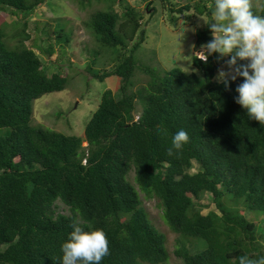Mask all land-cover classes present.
I'll return each instance as SVG.
<instances>
[{
    "label": "trees",
    "instance_id": "obj_1",
    "mask_svg": "<svg viewBox=\"0 0 264 264\" xmlns=\"http://www.w3.org/2000/svg\"><path fill=\"white\" fill-rule=\"evenodd\" d=\"M142 1L157 11L150 7L154 0ZM160 1L174 27L175 14L188 11L210 19L207 5L214 2L187 0L177 8ZM45 2L0 0V10L22 21ZM119 6L96 9L85 22L114 57L91 75L100 82L117 77L121 98L106 89L83 136L32 124L33 100L64 90L69 81L63 72H45L40 54L51 55L54 44L40 42L55 34L62 58L70 36L44 23L32 47L24 41L9 46L0 28V264H62L61 245L77 224L107 234L110 253L102 264H170L166 235L152 223L140 192L158 199L177 235L178 264H239L243 255L264 256L263 227L240 213L263 214L264 221V124L235 103V82L229 89L216 83V53L207 63L191 55L201 77L139 64L144 16L125 0ZM252 10L264 15V1ZM195 37V50L214 39L207 25ZM137 70L148 78L135 88ZM181 129L189 141L170 154ZM206 194L215 210L203 214L199 202Z\"/></svg>",
    "mask_w": 264,
    "mask_h": 264
},
{
    "label": "rangeland",
    "instance_id": "obj_2",
    "mask_svg": "<svg viewBox=\"0 0 264 264\" xmlns=\"http://www.w3.org/2000/svg\"><path fill=\"white\" fill-rule=\"evenodd\" d=\"M125 1L144 16L143 28L146 29V40L135 53L139 64L151 66L160 72L178 67L187 73L202 76L201 72L192 65L190 58L195 51L198 57L197 52L201 50V48L195 50L194 46L196 29L205 27V22H210L211 18L199 16L193 11L180 15L175 14L177 24L174 27L170 25L167 10L162 7L160 0H154L150 5L157 10L154 14L151 10L146 9L145 2L142 0ZM170 1L177 8L187 2V0ZM263 1L250 0L252 7L260 6ZM110 4L114 8L120 9L119 0H91L88 4L85 2V5H82L80 0H46L22 21L17 20V16L10 14L7 9L0 10V28L4 31L5 41L9 46H15L24 41L26 45L32 47V42H35L36 35H40L38 30L44 23H49L52 27L56 26L57 30L64 31L65 36H70V40L65 46V55L62 58L58 56L59 44L56 43L55 34L51 39L40 42L44 47L54 44L51 55L40 54L45 72L48 75L58 71L63 72L68 76L69 81L64 90L46 93L33 100V125L65 134L83 136L85 125L98 108L102 93L106 89H111L116 99L121 98L117 77L110 76L100 82L92 76L98 70L110 66L114 57L109 48H100L95 36L85 26V22L92 12L96 9H105ZM37 45L44 49L40 44L37 43ZM218 57L219 54L216 53L215 59L220 64V70L229 71L227 61L230 57H219V59ZM239 62L238 59L237 63L239 64ZM136 73L138 74L134 76L136 79L135 88L144 84L148 78L138 70ZM241 82L242 78H239L235 82L236 86ZM138 110H140L139 106ZM193 169H197L196 165ZM129 179L137 186L133 179V172ZM140 194L143 206L152 223L166 235V245L170 254L169 263L178 264L179 259L174 254L177 235L164 222L158 199L145 197L142 192ZM56 203L60 213H68L63 203L60 201ZM199 203L202 206L205 205L201 209L203 214L215 210L209 194H206ZM229 205L231 206V204ZM240 213H244L248 219L255 218L257 225H261L264 230V221L261 219L263 214L259 216L258 213L248 210H241Z\"/></svg>",
    "mask_w": 264,
    "mask_h": 264
},
{
    "label": "clouds",
    "instance_id": "obj_3",
    "mask_svg": "<svg viewBox=\"0 0 264 264\" xmlns=\"http://www.w3.org/2000/svg\"><path fill=\"white\" fill-rule=\"evenodd\" d=\"M207 7L211 10V21L205 24L214 39L201 45L198 57L205 63L214 53L230 57L229 71L218 70L216 83L229 89L230 81L242 78L235 89L239 94L235 103L246 109L249 119L264 124V15L254 14L250 0H214ZM238 59L245 63L238 64ZM138 118L139 113H135L134 120ZM188 141L185 130L177 131L172 136L169 153L181 150ZM61 252L62 264H102L110 253L107 234L102 228L74 225L61 245ZM239 264H264V256L243 255Z\"/></svg>",
    "mask_w": 264,
    "mask_h": 264
}]
</instances>
